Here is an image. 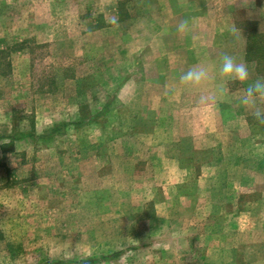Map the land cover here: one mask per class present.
I'll return each instance as SVG.
<instances>
[{"label":"rangeland","instance_id":"obj_1","mask_svg":"<svg viewBox=\"0 0 264 264\" xmlns=\"http://www.w3.org/2000/svg\"><path fill=\"white\" fill-rule=\"evenodd\" d=\"M173 67L169 0H0V264H264V148L171 164Z\"/></svg>","mask_w":264,"mask_h":264},{"label":"crops","instance_id":"obj_2","mask_svg":"<svg viewBox=\"0 0 264 264\" xmlns=\"http://www.w3.org/2000/svg\"><path fill=\"white\" fill-rule=\"evenodd\" d=\"M181 20H189L190 25L178 32ZM225 53L246 63L250 81L264 77V0H169V69L175 64L181 74L199 65L209 73L208 81L200 87H186L179 80L169 87L170 163L177 164L179 141L184 153L189 152L184 156L188 163H198L192 156L199 153L197 149H214L211 159L200 162L201 170L195 176L202 188L206 181L217 180L208 187L212 193L213 187H228L222 181L239 178L243 173L239 164L246 163L245 171L253 168L254 149L264 148V140L254 139L252 134L264 132V123L252 124V110L239 103L247 84L218 73ZM257 104L264 111V98ZM223 116L229 119L223 120ZM175 175L177 179L190 178L180 170L169 172V178Z\"/></svg>","mask_w":264,"mask_h":264},{"label":"clouds","instance_id":"obj_3","mask_svg":"<svg viewBox=\"0 0 264 264\" xmlns=\"http://www.w3.org/2000/svg\"><path fill=\"white\" fill-rule=\"evenodd\" d=\"M189 25V20H181L177 25V31H184ZM218 73L221 77L247 84L239 103L252 110V115L257 121L264 123V111L257 104L260 98H264V77L250 81L249 68L246 63L237 61L233 56L226 53L220 57ZM208 79L209 73L206 67L199 65L189 67L179 76L181 84L194 88L205 84ZM201 102H205V98L201 97Z\"/></svg>","mask_w":264,"mask_h":264},{"label":"trees","instance_id":"obj_4","mask_svg":"<svg viewBox=\"0 0 264 264\" xmlns=\"http://www.w3.org/2000/svg\"><path fill=\"white\" fill-rule=\"evenodd\" d=\"M21 137H22V135L17 136V137H10V138H12V139H19V138H21Z\"/></svg>","mask_w":264,"mask_h":264}]
</instances>
